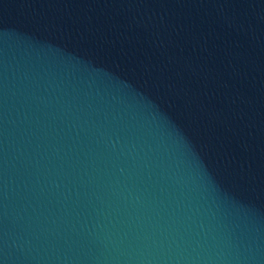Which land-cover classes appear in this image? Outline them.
Returning <instances> with one entry per match:
<instances>
[{
  "label": "water",
  "instance_id": "95a60500",
  "mask_svg": "<svg viewBox=\"0 0 264 264\" xmlns=\"http://www.w3.org/2000/svg\"><path fill=\"white\" fill-rule=\"evenodd\" d=\"M0 264H264V0H0Z\"/></svg>",
  "mask_w": 264,
  "mask_h": 264
}]
</instances>
